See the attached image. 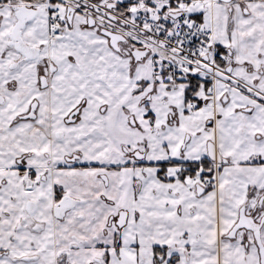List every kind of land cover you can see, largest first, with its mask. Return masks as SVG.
I'll use <instances>...</instances> for the list:
<instances>
[{
	"label": "snow or ice",
	"instance_id": "snow-or-ice-1",
	"mask_svg": "<svg viewBox=\"0 0 264 264\" xmlns=\"http://www.w3.org/2000/svg\"><path fill=\"white\" fill-rule=\"evenodd\" d=\"M0 264H264V0H0Z\"/></svg>",
	"mask_w": 264,
	"mask_h": 264
}]
</instances>
